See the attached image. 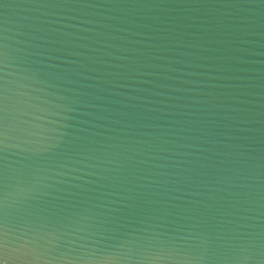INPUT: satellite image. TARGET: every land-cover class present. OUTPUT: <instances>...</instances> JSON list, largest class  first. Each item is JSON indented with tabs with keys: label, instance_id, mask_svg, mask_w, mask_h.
<instances>
[{
	"label": "water",
	"instance_id": "1",
	"mask_svg": "<svg viewBox=\"0 0 264 264\" xmlns=\"http://www.w3.org/2000/svg\"><path fill=\"white\" fill-rule=\"evenodd\" d=\"M0 264H264V0H0Z\"/></svg>",
	"mask_w": 264,
	"mask_h": 264
}]
</instances>
